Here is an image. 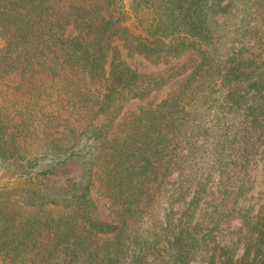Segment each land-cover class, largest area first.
<instances>
[{"label": "trees", "instance_id": "16d2710c", "mask_svg": "<svg viewBox=\"0 0 264 264\" xmlns=\"http://www.w3.org/2000/svg\"><path fill=\"white\" fill-rule=\"evenodd\" d=\"M131 3L0 0V264H264V0Z\"/></svg>", "mask_w": 264, "mask_h": 264}, {"label": "rangeland", "instance_id": "374dc122", "mask_svg": "<svg viewBox=\"0 0 264 264\" xmlns=\"http://www.w3.org/2000/svg\"><path fill=\"white\" fill-rule=\"evenodd\" d=\"M133 0H123V4L126 6V9L130 12L132 15V9L131 5ZM70 33L74 34V32L71 30ZM4 42L0 36V48L3 46ZM115 45L119 49L122 58L129 64V66L135 70H137L140 73H151L155 72L159 69L164 68L166 65L161 64L159 66H155L148 62L143 56L141 55H130L128 52V49L125 47L124 41L118 40L116 41ZM188 56L183 57L181 60H186ZM171 63L176 62V60H171ZM184 82V79H180L175 81L173 84L165 88L161 93L154 95L149 101L147 102H133L129 104L125 110V113H129L132 111L137 110L139 107L143 105H147L150 102L158 103L164 99H166L170 93L174 92L176 88H178L182 83ZM253 177L254 181L256 183L255 190L251 193L249 199L245 202V206L248 207L250 205H254L256 209L264 203V154H260L255 165L253 166ZM20 179H17V177H14L10 172L0 173V185H16ZM92 197L95 200L99 213L101 218L104 221L112 222L116 220L115 214L110 209V205L108 200L102 195L99 185L97 182L94 183V187L92 188ZM240 222H235L234 227L237 229L240 227ZM242 254V251L239 252V255ZM192 264H202L200 262H193Z\"/></svg>", "mask_w": 264, "mask_h": 264}]
</instances>
